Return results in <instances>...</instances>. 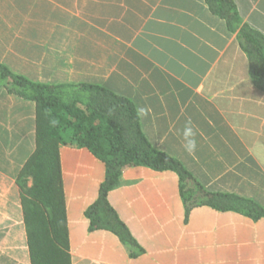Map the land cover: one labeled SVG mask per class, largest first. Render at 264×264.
Returning a JSON list of instances; mask_svg holds the SVG:
<instances>
[{"label": "crops", "instance_id": "0c3cea01", "mask_svg": "<svg viewBox=\"0 0 264 264\" xmlns=\"http://www.w3.org/2000/svg\"><path fill=\"white\" fill-rule=\"evenodd\" d=\"M234 2L264 34V0ZM0 63L34 83L129 98L150 144L202 188L186 197L195 182L175 170L127 166L108 193L123 240L87 216L105 162L62 144L71 264H264V214L196 204L227 194L264 211V90L238 31L206 0H0ZM36 118L35 101L0 87V264H32L18 176L36 149Z\"/></svg>", "mask_w": 264, "mask_h": 264}, {"label": "trees", "instance_id": "16d2710c", "mask_svg": "<svg viewBox=\"0 0 264 264\" xmlns=\"http://www.w3.org/2000/svg\"><path fill=\"white\" fill-rule=\"evenodd\" d=\"M206 1L212 12L227 21L230 30L238 31L250 61V74L264 90V34L242 23L234 0ZM0 87L35 101L37 106L36 149L18 176L32 264H71L60 162L62 144L87 147L105 162L106 179L87 216L93 228L110 229L123 240H127L129 232L111 207L108 193L117 186L127 166L175 170L183 183L195 182L185 196H199L195 186L202 188L182 163L150 144L129 98L95 84L34 83L2 63ZM205 194L196 204L235 209L254 218L264 214L256 203L242 197Z\"/></svg>", "mask_w": 264, "mask_h": 264}]
</instances>
